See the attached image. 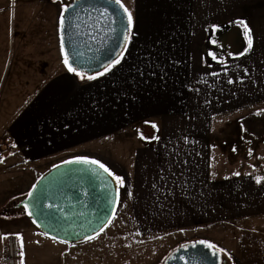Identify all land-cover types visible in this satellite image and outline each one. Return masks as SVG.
<instances>
[{
    "label": "crops",
    "instance_id": "crops-1",
    "mask_svg": "<svg viewBox=\"0 0 264 264\" xmlns=\"http://www.w3.org/2000/svg\"><path fill=\"white\" fill-rule=\"evenodd\" d=\"M13 1L11 45L0 44V137L13 146L0 158V232L24 226L3 214L43 171L87 157L123 178L110 224L134 247L166 241L167 255L206 240L227 264H264V135L242 126L264 109V0H121L131 38L94 80L63 62L62 0Z\"/></svg>",
    "mask_w": 264,
    "mask_h": 264
},
{
    "label": "water",
    "instance_id": "water-1",
    "mask_svg": "<svg viewBox=\"0 0 264 264\" xmlns=\"http://www.w3.org/2000/svg\"><path fill=\"white\" fill-rule=\"evenodd\" d=\"M62 5L68 7L64 27L59 24L63 56L87 76L102 72L124 46L127 21L123 11L107 0H62ZM105 8L108 14H104ZM65 161L43 171L15 206L23 207L47 236L78 243L97 235L109 223L117 206L118 185L98 164ZM199 241L173 248L161 264H220V253L214 256Z\"/></svg>",
    "mask_w": 264,
    "mask_h": 264
},
{
    "label": "rangeland",
    "instance_id": "rangeland-1",
    "mask_svg": "<svg viewBox=\"0 0 264 264\" xmlns=\"http://www.w3.org/2000/svg\"><path fill=\"white\" fill-rule=\"evenodd\" d=\"M4 5L6 7L4 10L5 20H0L1 46L3 42L7 44L10 43L11 45L10 40L13 35L9 18H12L11 13L14 7V1L8 0ZM6 19H8L7 22ZM1 138H6L12 143L6 136H1ZM19 169V166H9L7 171L19 174L15 173L19 171ZM15 186L16 185L13 183L8 185L5 189H13ZM12 212L13 211L10 210L4 213L3 217L18 215V220H21L24 226L22 228L17 226H15V228L6 227L1 230L0 248L4 244L8 234L12 233L16 235L20 253L21 251L24 253L23 256L20 255V264H152L155 261L157 264H161L166 256V254L164 255L166 251L165 246L167 245L166 241L159 242L153 246L139 245L140 247H138L136 245L134 247L129 242L136 241V239L132 238L131 235L127 238L126 235L128 233H125L124 228L116 222L107 224L103 228V231H100L93 239L76 244L53 239L41 232L25 213L13 214ZM0 220H2L1 217ZM21 238L23 244L22 248ZM185 243L187 242L179 245ZM0 264L5 263L0 259ZM228 264H232V261L228 262Z\"/></svg>",
    "mask_w": 264,
    "mask_h": 264
},
{
    "label": "snow or ice",
    "instance_id": "snow-or-ice-1",
    "mask_svg": "<svg viewBox=\"0 0 264 264\" xmlns=\"http://www.w3.org/2000/svg\"><path fill=\"white\" fill-rule=\"evenodd\" d=\"M107 2L109 4H114L115 6L118 7V9H121L123 11V17L126 18V21H127V24L126 26L123 28V32H124V46H125V49L127 48V44L131 38V34H132V31H133V28H134V25H135V20H134V17H133V14L131 11H129V9L121 2V0H107ZM68 11V7L65 6L61 9V12H60V20H59V24H60V27L63 28L64 27V24H65V20H64V15L65 13ZM104 14H108V9L105 8L104 9ZM115 14V13H113ZM239 23L241 24H244V21H238ZM244 27H245V30H246V35L248 37V47L245 49V52L249 51L251 48H252V34H251V30L248 28V26L246 24H244ZM64 52V47H63V43H61V53ZM210 55H213L212 53H209ZM241 55H244V53H241ZM124 57V52L121 51L118 55L117 58H114L111 60L110 63H108V65L106 67H104V70L102 72H97L96 75H88L87 76V79L89 80H94L97 78V75L98 76H103L105 75L106 73H108L109 71H111L116 65H119L121 63V60L123 59ZM215 55H213V59H215ZM64 64L65 66L67 67V70L69 72H73L75 73L76 76H79L81 77V79L84 78V74L81 73L80 71H77L70 63H69V58L67 55L64 56ZM151 74H154V73H151ZM141 75H143V72H141ZM229 83H232L231 80L228 81ZM153 128L156 127L155 124L152 125ZM141 138L143 139L144 137L141 136ZM152 139H158V137H152ZM65 163H85V164H98L100 168H102L109 176H112L113 179L117 182H119V184L123 185L124 183V180L122 177L118 176V175H114L113 172H111L109 170L108 167H106L103 163H100L99 161L97 160H90L89 158L87 157H76L74 160H69V161H65ZM234 175H239V173H234ZM161 179H163V176H161ZM256 179V183H261L262 180H264V177H255ZM153 187H155V185H153ZM33 188H35V185H33ZM29 196H32V192H29L28 193ZM129 195H131V193H129ZM27 205H25V210H27ZM29 216L32 215L31 212L28 213ZM109 223H111V221H109ZM100 231H103V229H101ZM19 235V234H17ZM98 235V233H97ZM94 237L92 236H89L87 237L88 240H91L93 239ZM53 239H55V237H53ZM61 242H66V241H61ZM198 243L204 245L207 249H210V250H213V255H217V252H223L224 250L223 249H217V246L213 243H210L206 240H201L199 241ZM23 247V244H22V238H21V248ZM183 247V246H182ZM21 256L24 255L23 251H21L20 253Z\"/></svg>",
    "mask_w": 264,
    "mask_h": 264
},
{
    "label": "built area",
    "instance_id": "built-area-1",
    "mask_svg": "<svg viewBox=\"0 0 264 264\" xmlns=\"http://www.w3.org/2000/svg\"><path fill=\"white\" fill-rule=\"evenodd\" d=\"M12 147V143L8 139L0 137V158L8 155ZM0 259L5 264H20V249L16 235L12 233L7 235L3 246L0 248Z\"/></svg>",
    "mask_w": 264,
    "mask_h": 264
},
{
    "label": "trees",
    "instance_id": "trees-1",
    "mask_svg": "<svg viewBox=\"0 0 264 264\" xmlns=\"http://www.w3.org/2000/svg\"><path fill=\"white\" fill-rule=\"evenodd\" d=\"M242 126L246 130V132L252 134L256 139L261 138L264 135V109L258 114L250 113L245 115L242 118ZM15 208V214L24 213L23 207L15 206Z\"/></svg>",
    "mask_w": 264,
    "mask_h": 264
},
{
    "label": "flooded vegetation",
    "instance_id": "flooded-vegetation-1",
    "mask_svg": "<svg viewBox=\"0 0 264 264\" xmlns=\"http://www.w3.org/2000/svg\"><path fill=\"white\" fill-rule=\"evenodd\" d=\"M8 209H9V211L12 210L13 212H15V211H16V210H15V209H16V208H15V204L9 206ZM220 264H227V263L224 261L223 258L220 257Z\"/></svg>",
    "mask_w": 264,
    "mask_h": 264
}]
</instances>
